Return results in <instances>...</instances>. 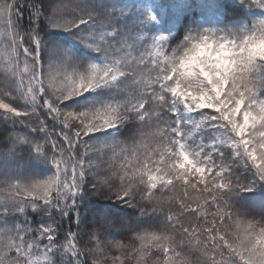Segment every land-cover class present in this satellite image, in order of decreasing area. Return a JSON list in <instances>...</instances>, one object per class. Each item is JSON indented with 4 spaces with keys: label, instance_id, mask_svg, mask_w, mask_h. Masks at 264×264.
Listing matches in <instances>:
<instances>
[{
    "label": "snow or ice",
    "instance_id": "6c2138e0",
    "mask_svg": "<svg viewBox=\"0 0 264 264\" xmlns=\"http://www.w3.org/2000/svg\"><path fill=\"white\" fill-rule=\"evenodd\" d=\"M240 3L264 13V0ZM121 8L0 0V122L27 130L9 151L27 145L53 168L43 180L0 181V264H88L85 248L103 251L97 233L117 226L139 242L137 264H264V206L254 215L240 204L264 188V15L189 31L175 46L148 35L141 49ZM156 20L145 6L137 21L144 30ZM53 32L90 58L54 44ZM101 198L132 214L104 211ZM81 233L95 246L79 247Z\"/></svg>",
    "mask_w": 264,
    "mask_h": 264
},
{
    "label": "trees",
    "instance_id": "16d2710c",
    "mask_svg": "<svg viewBox=\"0 0 264 264\" xmlns=\"http://www.w3.org/2000/svg\"><path fill=\"white\" fill-rule=\"evenodd\" d=\"M127 0H116L117 3H119L121 6L125 3ZM136 0L135 2H137ZM142 3H145L146 6L151 7L150 1H152L153 6L152 11H156L158 14L162 15L165 19V25L167 27V31L174 36L172 41L169 40V44L172 46H175L176 44L179 43V41L182 39V37L189 31H201L203 30V26L199 24V22L195 19L192 18L195 16L196 13L194 11H190L188 9L186 10H179V11H174L173 7L170 5L169 0H141ZM25 4L29 2V0H24ZM42 2L49 8H51L52 5L57 3V0H42ZM177 7V4L175 5V8ZM226 11L225 16L221 14L215 21L216 23V30L221 31V30H227L229 28H241L244 27L245 24L248 23V17L252 15V10L244 5H242L239 2L237 3H229L225 7ZM248 15V16H247ZM180 16V18L178 17ZM24 17V27H27V20H28V11L25 9L23 13ZM237 21V22H243V24H227V22H232V21ZM137 35L140 37L139 43L141 46L140 48H146L147 44H144V38L145 36H142L138 33L137 30H135ZM49 38L50 40L70 51L72 54L76 55L78 58L86 60L87 57L90 58V54L86 52L83 48H81L75 41L74 39L67 34L64 33H49ZM131 41L132 43L134 36L133 33L131 32ZM1 42V39H0ZM137 44V45H138ZM138 53L133 52V55H137ZM6 60L2 59L0 56V73L3 72L4 66L6 64ZM82 99V98H81ZM75 103H80V101H76ZM18 136L23 137L27 134V130H17ZM11 130L10 125H4L2 122H0V181L4 179V177L7 176H16V173L14 171V167H8V162L7 160L10 159V154L7 152L8 150V144L12 143L9 137L14 136V133ZM20 154L23 157H32V155L29 154V150H22L20 151ZM28 155V156H27ZM34 162V161H32ZM38 160H35V164L37 163ZM33 165V164H31ZM44 166L43 164H39ZM46 171L51 172L52 170L47 168L43 169ZM191 191V190H190ZM177 197H183L184 195V189L182 182L177 185V188L175 190V193H173ZM195 195V193H193ZM93 203H96V201H93ZM240 204L245 207L251 214L254 215H259L261 206H264V188H257L255 192L252 193H244L242 194V197L240 199ZM178 206V205H177ZM195 206V205H193ZM101 207L103 208L104 211H108L111 209L113 213H128L132 214L131 209H126L120 204H116L113 206L111 202H104L103 198H101ZM208 213H211L214 211V209H206ZM31 216V213H29ZM113 219L115 217H112ZM258 218V216H257ZM19 219H23V217H20ZM99 219V217H98ZM10 222H15L11 221ZM142 223L147 224V223H155V221H148L144 220ZM33 227H36V225H33ZM69 227L68 221H65L63 224V228L61 229L58 237H57V243H63L64 242V237L65 233L67 232ZM75 231L76 229L73 228ZM150 231L155 230V229H149ZM99 236V242H100V247L103 249L101 252L97 253H89L87 251V248H85V245L87 247H94V241L92 238H90L89 235H85L84 233H81L77 237V244L81 248H85V255L88 258V264H92L93 259H96L99 264H137V260L139 259V254L133 255V249L139 247V242L135 241L132 239V233H126L124 229L120 228L117 226L116 228L112 229H106L103 231H100L97 233ZM120 243L124 245L123 248H117L114 245L116 243ZM46 243V241H45ZM198 253L192 252L191 253V258L193 261H195ZM118 258V259H117ZM154 258V257H153ZM57 259H59L57 255ZM152 264V260L145 258V260H141L140 264Z\"/></svg>",
    "mask_w": 264,
    "mask_h": 264
},
{
    "label": "rangeland",
    "instance_id": "374dc122",
    "mask_svg": "<svg viewBox=\"0 0 264 264\" xmlns=\"http://www.w3.org/2000/svg\"><path fill=\"white\" fill-rule=\"evenodd\" d=\"M136 0H127L125 1V3L122 5L121 10L123 11V13L125 15H129V26L132 27V33L134 36V39L132 41V44H134L135 47L140 48V44H138L140 37L137 35L136 31H138V33L142 36H157V35H166L168 37V42L170 39V34L167 33L166 31H161V27L166 28L165 26H163V24L160 22L161 20V16H158L156 11H152V7L153 3L152 1H150L151 7H149V10H151L153 12V14L157 17L156 22H152V23H147L146 25H144V30L143 28H141L139 26V22L137 20H143L144 17V9L146 4L142 3L141 0H138L137 2H135ZM225 0H199V4H197L195 2V0L193 1L194 4L196 5V11L200 10V14L204 17L206 16H212L216 13H223L226 12L225 10H223V3ZM234 3L239 2L240 0H232ZM182 7L181 10H186L188 6L184 7V6H180ZM134 9V10H133ZM192 9V8H190ZM134 11V12H133ZM252 15L250 17H248V23H252L253 20H258L260 15H264V13L260 12L257 9H253L252 10ZM248 16V15H247ZM227 24H243V22H237V21H232V22H227ZM245 24V25H247ZM201 26H203L204 29H216V26H213V22L209 23V22H202L200 24ZM7 31V26L6 24H3L2 22H0V56L2 57V59H5L7 61V56L5 54L4 51V44L3 41L6 39L5 33ZM56 33V32H55ZM150 43V41H149ZM138 44V45H137ZM148 47V45L146 46V48ZM76 56V55H75ZM89 57H87L86 59H88ZM23 67V65L21 64V68ZM14 136H18V132L14 133ZM13 149V144L10 143L8 144V150L7 152L10 154V159L7 160L6 162H8V167H14V171L16 173V176L18 178H24V179H34V180H43L46 179L48 175L52 174L53 172V168L51 166V164L44 160L43 157L35 154V153H29L28 155H32V157H23L20 154V151L22 150H29L27 145H23V144H16L15 145V150H14V154H12V152H10L9 150ZM27 155V156H28ZM35 160L39 163V164H43L39 165V164H35ZM34 161V162H32ZM33 164V165H31ZM51 169L52 171H46L43 169Z\"/></svg>",
    "mask_w": 264,
    "mask_h": 264
}]
</instances>
